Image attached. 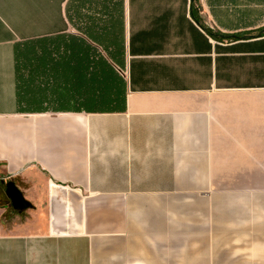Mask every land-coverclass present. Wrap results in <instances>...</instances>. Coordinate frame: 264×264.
Masks as SVG:
<instances>
[{"label":"crops","instance_id":"obj_1","mask_svg":"<svg viewBox=\"0 0 264 264\" xmlns=\"http://www.w3.org/2000/svg\"><path fill=\"white\" fill-rule=\"evenodd\" d=\"M194 1L0 0V264H264V0Z\"/></svg>","mask_w":264,"mask_h":264},{"label":"water","instance_id":"obj_2","mask_svg":"<svg viewBox=\"0 0 264 264\" xmlns=\"http://www.w3.org/2000/svg\"><path fill=\"white\" fill-rule=\"evenodd\" d=\"M192 2L194 0H191ZM5 194L8 196L10 201L13 204L14 209L16 210H22L26 207L24 201L22 200V197L18 192L14 189V186L12 183L7 184V189L5 191Z\"/></svg>","mask_w":264,"mask_h":264},{"label":"trees","instance_id":"obj_3","mask_svg":"<svg viewBox=\"0 0 264 264\" xmlns=\"http://www.w3.org/2000/svg\"><path fill=\"white\" fill-rule=\"evenodd\" d=\"M195 3H196V1H193L191 4H190V14H191V16L193 17V20L199 25V26H202V25H200L201 24V22H200V18H199V16H198V10L196 9V8H194L195 6ZM206 30V32H209L210 33V31L209 30H207V29H205ZM214 36V35H213ZM219 36V35H218ZM214 37H216V35L214 36ZM91 104V102L89 103V105Z\"/></svg>","mask_w":264,"mask_h":264},{"label":"rangeland","instance_id":"obj_4","mask_svg":"<svg viewBox=\"0 0 264 264\" xmlns=\"http://www.w3.org/2000/svg\"><path fill=\"white\" fill-rule=\"evenodd\" d=\"M195 8V7H194ZM197 9V8H196ZM199 16V18H200V21H201V23H202V25H203V19L201 18V16L200 15H198ZM211 33H213V35L215 36H217L218 37V35H220L219 33H217V31H210ZM9 213H12V216L10 217L9 216ZM13 213H14V210H12L11 208H9L8 207V210H7V212L5 213V218H4V223L5 224H8V223H11L10 221L12 220V218H13ZM10 218V219H9Z\"/></svg>","mask_w":264,"mask_h":264},{"label":"flooded vegetation","instance_id":"obj_5","mask_svg":"<svg viewBox=\"0 0 264 264\" xmlns=\"http://www.w3.org/2000/svg\"><path fill=\"white\" fill-rule=\"evenodd\" d=\"M6 189H7V186H6ZM6 189H5V191H6ZM5 195H6V194H5ZM7 201L9 202L8 205H9L11 208H14V207H13V204H12V202L10 201V199L8 198V196H7Z\"/></svg>","mask_w":264,"mask_h":264}]
</instances>
